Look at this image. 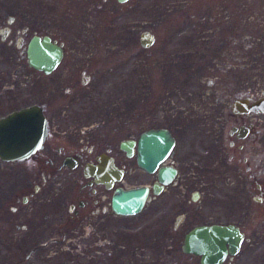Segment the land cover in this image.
Wrapping results in <instances>:
<instances>
[{
  "label": "flooded vegetation",
  "instance_id": "obj_1",
  "mask_svg": "<svg viewBox=\"0 0 264 264\" xmlns=\"http://www.w3.org/2000/svg\"><path fill=\"white\" fill-rule=\"evenodd\" d=\"M35 35H48L62 48L61 62L51 73L29 63L28 45ZM76 47L63 44L51 34L36 33L25 48L28 68L39 72L32 84L38 78L41 80L38 100L27 106L42 108L48 134L42 148L25 160L13 161L26 162L24 169L33 180L23 204L0 205V255L4 264H202L200 255L184 251L185 237L196 226L214 224L232 226L242 234L239 250L228 252L219 264H264V251L259 249H264V102L256 105L264 101V94H257L254 86H249L248 92L236 94L224 106L220 83L215 93L203 86L192 87L178 99L168 91L159 98L155 110L146 116L141 114L142 121L133 138L135 155L129 157L121 148L124 139L117 144L105 134L99 137L86 134L82 129L83 119L73 115L70 109L74 99L88 95L81 87L77 86L74 91L75 87L71 86L77 85L75 70L90 66L89 62L75 63L74 57H81ZM57 72L63 76L66 86L49 91L44 77ZM204 79L198 80L206 82ZM91 80L89 72L81 70L80 84ZM236 101L240 102L237 111L234 110ZM153 129L167 130L175 143L161 165L150 172L138 159L141 139ZM187 139L191 147L185 148ZM101 154L112 157L115 165L124 170L109 186L97 182L95 177H87L84 172L86 165L99 162ZM128 158L134 165L130 162L128 166ZM161 167L176 170L168 184L159 179ZM76 171H80V178L76 177L79 175ZM130 172L138 177L137 183L130 187H148V199L141 212L119 215L112 209L113 195L120 187L129 188L126 177ZM56 181H60L58 185L63 183L62 189L49 201L57 203H37L43 201L42 197L52 190ZM213 195L219 202L222 199L223 205L216 207L215 214L197 215ZM161 196H171L174 201L165 206L151 205ZM227 196L231 199H226ZM232 201L235 204L227 205ZM192 203L197 206L194 208ZM149 208L155 212L153 217H157L155 223L160 227L152 228L144 247H137L138 251L130 255L97 252L104 242L111 241L112 229L121 227L111 221L112 216H135ZM176 210L180 212L174 219L158 221L164 217L161 213L173 214ZM131 225L143 227L136 222ZM140 227L133 231L140 234ZM79 243L95 246V252H79ZM167 243L170 245L165 247ZM178 244H182L183 257L174 254Z\"/></svg>",
  "mask_w": 264,
  "mask_h": 264
},
{
  "label": "rangeland",
  "instance_id": "obj_2",
  "mask_svg": "<svg viewBox=\"0 0 264 264\" xmlns=\"http://www.w3.org/2000/svg\"><path fill=\"white\" fill-rule=\"evenodd\" d=\"M146 31L156 36L149 47L140 43ZM36 33L76 45L81 57H74L75 63H90L86 69L75 70L77 85L71 86L74 91L81 87L88 95L73 98L70 109L83 119L86 134H105L117 144L136 136L141 114L155 110L168 91L178 99L192 87L203 86L215 93L220 83L224 106L236 94L248 92L249 86L264 94V0H0V116L38 100L41 80L32 82L39 72L28 68L25 56L27 43ZM81 70L92 76L88 84H80ZM62 77L59 72L44 77L48 90L66 86ZM189 141L185 148L191 147ZM127 162L134 165L131 158ZM24 168L26 162L0 160V205L23 204L33 180ZM75 174L80 178V171ZM126 179L130 187L138 177L130 172ZM58 182L37 203H57L49 199L66 183ZM171 201V196H161L151 205L165 206ZM219 205L222 199L209 196L197 215L215 214ZM179 212L161 213L164 217L158 221L172 220ZM153 215L149 208L135 216H112L111 221L121 227L112 229L111 241L97 252L135 254L137 247H144L152 228L160 227ZM135 222L143 227L131 225ZM136 227L142 229L140 234L133 231ZM94 248L77 245L79 252H95ZM183 253L178 244L174 254L183 257ZM0 264H4L1 255Z\"/></svg>",
  "mask_w": 264,
  "mask_h": 264
},
{
  "label": "water",
  "instance_id": "obj_3",
  "mask_svg": "<svg viewBox=\"0 0 264 264\" xmlns=\"http://www.w3.org/2000/svg\"><path fill=\"white\" fill-rule=\"evenodd\" d=\"M127 1L129 0H119L121 3ZM154 42L155 37L151 32L146 31L141 35L142 46L149 47ZM62 56L61 46L48 35L43 37L35 35L28 45L29 63L46 73H51L57 68ZM239 103L235 102V111L238 110ZM47 134V120L38 105L10 112L0 118V160L5 162L25 160L42 148ZM174 143L175 139L165 129H153L145 133L140 142L139 164L150 172L155 171L167 158ZM135 145L136 141L133 138L121 142V148L129 157L135 155ZM98 160L97 164H88L85 169L86 175H92L97 182L109 186L118 179L119 174L123 175L124 170L119 169L112 159L100 156ZM175 173L176 170L173 168L161 167L159 179L168 184ZM148 195L149 188L145 186L120 187L113 195L112 209L119 215L137 214L143 210ZM241 241L242 234L232 226L199 225L187 233L183 248L185 252L200 255L202 264H219L226 258L228 252L236 253L239 250Z\"/></svg>",
  "mask_w": 264,
  "mask_h": 264
},
{
  "label": "bare ground",
  "instance_id": "obj_4",
  "mask_svg": "<svg viewBox=\"0 0 264 264\" xmlns=\"http://www.w3.org/2000/svg\"><path fill=\"white\" fill-rule=\"evenodd\" d=\"M51 39H52V37H51ZM263 102H264V101H263V100H261V101H260V102H258L256 105H257V106H261V105H263ZM1 129H2V128H1ZM28 143H29V142H28ZM43 143H44V142H43ZM37 151H38V150H37ZM32 153H33V152H32ZM32 153H30V154H32ZM30 154H29V155H30ZM29 155H28V156H29ZM30 156H31V155H30ZM30 156H29V157H30ZM100 156H102V157H107V155H106V154H101ZM100 156H98V157H100ZM108 158H110V159H112V160H113V158H112V157H108ZM98 161H99V160H98ZM113 161H114V160H113ZM86 167H87V165L85 166V169H86ZM85 169H84V172H85ZM85 175H86V173H85ZM86 176H87V177H90V176H92V175H86ZM92 177H93V176H92Z\"/></svg>",
  "mask_w": 264,
  "mask_h": 264
}]
</instances>
